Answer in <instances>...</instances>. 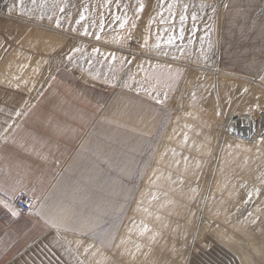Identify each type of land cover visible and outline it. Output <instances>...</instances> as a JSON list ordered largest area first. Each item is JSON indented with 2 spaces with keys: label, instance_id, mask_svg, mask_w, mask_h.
I'll list each match as a JSON object with an SVG mask.
<instances>
[{
  "label": "rangeland",
  "instance_id": "1",
  "mask_svg": "<svg viewBox=\"0 0 264 264\" xmlns=\"http://www.w3.org/2000/svg\"><path fill=\"white\" fill-rule=\"evenodd\" d=\"M52 3L0 0V62L10 52L17 55L4 66L7 84L31 82L34 95L48 78L59 79L74 92L72 108L96 114L73 172L59 184L58 194L77 197L56 199L70 210L77 252L89 264H189L191 255L210 253L264 264V0H164L163 18L171 21L164 24L159 0ZM184 4V39L167 45L168 35L179 34ZM192 12L197 31L189 44ZM81 13L85 19L77 23ZM125 15L128 23L120 28L113 17ZM85 26L90 35L82 34ZM145 37L148 48L141 47ZM158 37L161 54L152 48ZM200 37L207 59L200 55ZM168 65L180 71L176 80L168 79ZM146 74L159 75L160 82ZM149 85L155 88L151 95L144 90ZM190 188L198 189L195 199ZM153 192L158 199L149 203ZM142 221L151 231L140 236L135 226ZM101 232L114 234L110 245Z\"/></svg>",
  "mask_w": 264,
  "mask_h": 264
},
{
  "label": "crops",
  "instance_id": "2",
  "mask_svg": "<svg viewBox=\"0 0 264 264\" xmlns=\"http://www.w3.org/2000/svg\"><path fill=\"white\" fill-rule=\"evenodd\" d=\"M15 56L10 52L0 62V133L11 125L4 134L7 139L0 137V199L13 205L8 198L15 188V196H30L35 209L13 217L0 205V264H89L71 238L70 210L57 206L56 199L77 197L58 194L59 184L73 172L96 114H81L72 108L74 92L59 79L48 78L34 95L31 82L7 84L2 75L10 73L6 69ZM86 193L90 196L91 192ZM189 261L239 264L233 256L217 253L191 255Z\"/></svg>",
  "mask_w": 264,
  "mask_h": 264
},
{
  "label": "snow or ice",
  "instance_id": "3",
  "mask_svg": "<svg viewBox=\"0 0 264 264\" xmlns=\"http://www.w3.org/2000/svg\"><path fill=\"white\" fill-rule=\"evenodd\" d=\"M116 2H117V4H119L120 0H116ZM32 3L35 5V4H36V0H32ZM159 4H160V9H161V10H160L159 13H157V15L161 16L160 23H161V24H164V23H169V22H171V21L165 20V19L163 18V15H162L163 12H164V7H163L164 0H159ZM52 6H53V7H56V6H57L56 3H55V0H53ZM40 7H41V10H42V11H41V16H40V18H43V10H44V8L46 7L45 3H41ZM174 7H175V5H174L173 3H171V2H169L168 5H167V12H168L169 16L172 18L173 21H174L175 18H176V13L173 11ZM205 7H209V5H207V4H201V5H200V8H201V9H203V8H205ZM143 9H144V4L141 2V3L139 4V7H137V8L135 9V14H136L137 18L139 17V14H140V12L143 11ZM187 9H188V5H187V4H184V5H183V11H182L181 14L179 15V21H180L179 34H178V35H175V34H170V35H168L167 40L164 41L165 44H167V45H173L177 39H179V40H181V41L184 39V32H185L184 24H185V21L188 19V16L186 15V13H187ZM11 10H12V9L9 8V11H11ZM20 11L23 12L24 9H23L22 7H20ZM60 11L63 12V11H64V8H63V7H60ZM213 11H215V9H213ZM48 18H49V19H52L51 16H49ZM84 19H85L84 14L81 13V15H80V19L77 20V23H80V21H81V20H84ZM113 19H114V20H119V21H121V23H120V28H124L125 24L128 23V17H127V15H125L123 18H122V17H119V16H114ZM152 19H154V18H152ZM152 19H150V20L148 21L149 25H151V23H152ZM197 19H198L197 13H196V12H192V13H191V20L193 21V27H192V29H191V34H190V36H189V41H188L189 44H191V42H192V37L195 35V33H196V31H197V28L195 27V22L197 21ZM95 26H96V25L93 24V27H95ZM99 26H100V29H101V31H102L103 28H104L103 19H101V22H100V25H99ZM56 27H60V19H59V18L56 19ZM132 27H133V28L136 27L135 23L132 24ZM73 31H75V29H73ZM164 31H167V29H164ZM208 31H209V33H210L211 29L209 28ZM82 34H83V35H90V34H91V33L88 32L87 26H85V28H84V32H83ZM129 38H130V37H129ZM96 39H97V40L100 39V33H99V32L96 33ZM204 39H205L204 37H200V42H201V45H202V47H201V49H200V55H201L202 58L207 59V53L205 52V50H204V48H203ZM119 40H120V38H117V42H119ZM141 47H142V48H148V47H149V45H148V38H147V37L144 38V43L141 45ZM152 48H153V50H155L158 54H161V49H160V38H159V37H158V39H157V43H156L155 45H153ZM211 48H212V45H211V42L209 41V43H208V51H210ZM81 51H82V50H81L80 48H74V49L72 50V52H81ZM92 51H93V54H94V55H95L96 53H99V49H97V48H93ZM177 51H179L182 55L186 53V49H185V47H183V46L179 47V48L177 49ZM162 54L165 55V56L168 55L167 52H163ZM188 54L190 55V53H188ZM67 59H68L69 62H72V59H73V58H72V55L69 54V55L67 56ZM173 59H176V57L173 56ZM115 60H116L115 55H112V57H111V61L114 62ZM88 63H89V65L91 66L92 61L89 60ZM110 63H111V62H110ZM129 63H131V62H129ZM121 64H123V61L121 62ZM153 67L159 69V68H160V65H154ZM161 71H163V70L161 69ZM167 73H168V79H169V80H176V79L181 75V73H180L179 70H177L175 73H173L171 65H168V66H167ZM96 75L98 76L99 73H97ZM93 78H95V77H93ZM113 78H115V76H114ZM145 78H146L147 80H151V79L155 78L157 84L160 82V76H159V75H156L155 77H153V76H149V75L146 74ZM130 79H131V78H130ZM135 83L140 84L139 81H135ZM124 86H125V87H129V84H128L127 81H125ZM140 87H144V86H143V85H140ZM139 90H140V88L138 87V88H137V91H139ZM144 90H145L146 92H148L149 95H151V92L154 91L155 88H154V86L149 85L147 88H144ZM194 98H195V97H194V95H193V99H194ZM156 102H157V103H161L162 101H160L159 99H157ZM15 114H16L17 116L21 115V113H20L19 111H17ZM10 128H11V125H9L7 128H5V129L3 130V132L0 133V137H2V138H4V139H7V136H5L4 134L7 133V132L9 131ZM187 139H188V137H187V134L185 133V135H184V140H185V142L187 141ZM173 154L175 155L174 150H173ZM183 159H184V161H185V164L187 165L188 157L185 156V157H183ZM177 163H179V161H177ZM197 167H199V162H197ZM168 179L171 180V176H169ZM173 182H174V181H173ZM153 183H155V182H153ZM181 183H183V181H181ZM190 191H191V193L193 194L192 197H191V199H195L196 195L198 194V189H197V188H190ZM254 191H256V192L258 193V192H259V189H254ZM15 192H16V189L13 188V189H12V193H13V195L9 196V198H8L9 200L15 198ZM249 196H251V192L249 193ZM157 199H158L157 194H156L155 192H153V193H151V200L149 201V203H151L152 201H155V200H157ZM139 203H140V202H138V205H139ZM169 203H171V201H169ZM0 205H2L3 208L7 209L8 212H10L11 216H13V217H16V216H18V215L20 214L19 210H18L16 207H13V205H12L11 203H9L8 200L0 199ZM28 207H29L30 210H34V209H35V205H34V203H32V202L29 203ZM42 207H43V205H42ZM137 211H143V212H144L146 215H148V216H151V215H152V213L149 211V209H148L147 207L140 208V207L138 206ZM35 214H36L37 216H41V212H40V211H36ZM41 218H43V217H41ZM156 219L159 220L160 217L157 216ZM45 222L51 224L52 227H56V228H59V227H60V225H58V224H57L55 221H53V220H46ZM133 224L135 225V221H133ZM91 227H92V229H93V236L95 237V235H96L95 229H96V228H99V225H98V224H95V225H92ZM135 227H136L137 234L140 235V236H143L144 234H146V233H148V232L151 231V230L149 229L147 223H145V222H143V221L141 222L140 225H136ZM65 230L67 231V230H69V229L66 228ZM129 231H132V229H129ZM100 235H101V237H102L103 239H108L109 245L111 244V241L115 239V236H114V234H112V233L101 232ZM154 239H155V234H152L151 236H149V240H150V241H151V240H154ZM79 243H80V242L77 241V244H78V245H79ZM123 243H124V241L122 240V241H121V244H123ZM91 247H92V245H89L88 247H86V248L84 249V251H85V252H88L89 249H90ZM117 247H120V245H117ZM140 247H141V246H140L139 244L136 245V250H137V252L140 250ZM69 250H71V249H69ZM122 254H123V253H122ZM130 254H131L132 258L135 259V255H136V253H135V252H132V253H130ZM93 255H96V253H93ZM105 259H107V258H105ZM80 264H83V261H80Z\"/></svg>",
  "mask_w": 264,
  "mask_h": 264
},
{
  "label": "built area",
  "instance_id": "4",
  "mask_svg": "<svg viewBox=\"0 0 264 264\" xmlns=\"http://www.w3.org/2000/svg\"><path fill=\"white\" fill-rule=\"evenodd\" d=\"M30 202L34 203V200L30 196L18 194L15 196L12 203L20 212L27 213L31 211L28 207Z\"/></svg>",
  "mask_w": 264,
  "mask_h": 264
}]
</instances>
